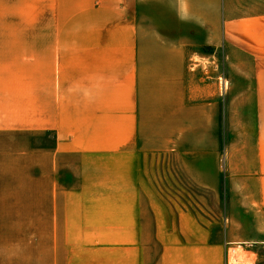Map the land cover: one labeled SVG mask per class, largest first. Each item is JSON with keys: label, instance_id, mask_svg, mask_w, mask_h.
<instances>
[{"label": "crops", "instance_id": "1", "mask_svg": "<svg viewBox=\"0 0 264 264\" xmlns=\"http://www.w3.org/2000/svg\"><path fill=\"white\" fill-rule=\"evenodd\" d=\"M262 7L0 0V133L37 136L28 166L42 165L59 246L44 264H225L241 228L231 198L264 214ZM226 85L237 137L225 142ZM175 156L190 182L223 191V222L170 200L187 194L166 185ZM149 228L157 257L144 255Z\"/></svg>", "mask_w": 264, "mask_h": 264}, {"label": "rangeland", "instance_id": "2", "mask_svg": "<svg viewBox=\"0 0 264 264\" xmlns=\"http://www.w3.org/2000/svg\"><path fill=\"white\" fill-rule=\"evenodd\" d=\"M221 53L216 54L220 57ZM199 60L198 57H193V61ZM206 71L205 75L212 74L209 70ZM227 74L230 77L231 73L224 65L225 78ZM242 86L246 89V86ZM224 95V141L226 142L231 141L233 137L236 140L237 135L233 134V125L234 123L237 125V119L232 117L231 103L227 101V98H230L228 91ZM243 107L246 109L245 106ZM36 138L37 136L28 133H0V264H32V261L34 264H44V257H59V246L54 245L55 231L51 229L49 215L45 213L49 199L44 196L47 185L43 180L42 165L28 166L27 147ZM34 158L36 161V157ZM174 159L170 170L175 182L166 185L174 191L184 187L187 194L185 197L170 200L175 203L185 202L186 205L194 207L202 206L217 220L223 222L227 216L223 191H207L190 182L183 167L180 166L178 157ZM164 169L165 167H159V177H162ZM223 174H226V169L223 170ZM238 200L231 198L230 207L233 210L238 209L239 213L235 216L240 219L241 228L237 231L236 242L225 243V264L228 261L229 263L235 261L234 264H264V214L253 213L247 206L236 207L235 203ZM146 201L147 199L142 200L145 211L144 221L149 222ZM158 201L165 205L164 199L160 196ZM201 219L207 221L202 216ZM221 229V225L215 226V239ZM151 234L150 228L145 229V257H157L159 252L158 245L151 240Z\"/></svg>", "mask_w": 264, "mask_h": 264}, {"label": "built area", "instance_id": "3", "mask_svg": "<svg viewBox=\"0 0 264 264\" xmlns=\"http://www.w3.org/2000/svg\"><path fill=\"white\" fill-rule=\"evenodd\" d=\"M223 86H225V83H223ZM227 264H234V263H231V262L229 263V261H228Z\"/></svg>", "mask_w": 264, "mask_h": 264}, {"label": "bare ground", "instance_id": "4", "mask_svg": "<svg viewBox=\"0 0 264 264\" xmlns=\"http://www.w3.org/2000/svg\"><path fill=\"white\" fill-rule=\"evenodd\" d=\"M234 251V250H233ZM235 263V261H233Z\"/></svg>", "mask_w": 264, "mask_h": 264}]
</instances>
